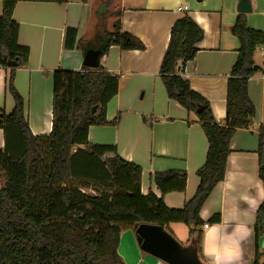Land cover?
<instances>
[{"label": "trees", "instance_id": "16d2710c", "mask_svg": "<svg viewBox=\"0 0 264 264\" xmlns=\"http://www.w3.org/2000/svg\"><path fill=\"white\" fill-rule=\"evenodd\" d=\"M18 1L3 0L0 17V66L8 70L6 84L14 100L10 113L0 109V129L6 142L0 149V179H4L0 187V264H126L118 250L122 231L135 230L140 223L167 228L184 222L191 227L192 237L195 235L192 243L199 249L204 225L200 211L225 178L233 135L238 129L249 128L256 115L248 85L262 70L255 53L264 45V31L250 27L244 13L238 14L230 28L240 41V49L228 79L226 118L219 123L208 101L178 72L179 64L195 58L203 29L188 14L171 28L160 75L168 96L197 113L209 144L205 163L197 170L200 183L196 193L176 209L166 205L164 196L185 190L186 172L172 169L154 173L161 196L152 190L145 195L141 165L122 158L115 146L88 142L90 126L118 122L106 121V105L118 90L116 74L100 66L54 70L52 130L48 135H33L24 98L15 86L16 70L27 65L29 57V48L18 43L19 24L13 18ZM114 27V31L102 33V54L112 45L124 50L145 48L137 37L121 32L120 21ZM77 35L76 28L66 31V49L76 47ZM257 152L264 183V124L258 131ZM263 234L264 201L256 213L253 264L264 258L259 246Z\"/></svg>", "mask_w": 264, "mask_h": 264}, {"label": "crops", "instance_id": "0c3cea01", "mask_svg": "<svg viewBox=\"0 0 264 264\" xmlns=\"http://www.w3.org/2000/svg\"><path fill=\"white\" fill-rule=\"evenodd\" d=\"M240 1L66 0L63 4L18 1L13 18L19 24L18 43L29 48V57L28 64L16 70L15 86L24 98L31 132L43 136L52 130L53 71L59 67L81 71L85 52L101 48L105 39L102 33L114 31V24L120 21L121 32L134 35L145 48L124 50L112 45L102 54L100 67L119 77L117 94L106 105V121L118 122L90 126L88 142L115 146L122 158L141 165L145 195L152 190L161 196L152 178L154 173L172 169L186 172L185 190L164 196L168 207L182 208L199 186L197 170L205 163L209 144L197 113L168 96L160 75L161 63L173 24L188 14L203 29L204 37L197 44L195 58L183 65L182 75L208 101L216 121L224 122L228 79L240 49V41L230 28L241 13ZM250 1L252 11L244 13L248 24L264 31V0ZM3 5L0 0V17ZM69 28L78 30L74 49L65 47ZM255 61L262 70L250 78L248 92L256 115L249 128L238 129L233 135L225 178L200 211L204 224H209L208 228L204 225L200 228L199 255L205 264L254 263V225L257 210L264 201L257 152L258 131L264 124V45L257 48ZM7 78L8 70L0 66V109L10 113L14 100L7 89ZM5 143L4 131L0 129V149L5 148ZM172 224L167 227L169 232ZM188 229L186 244L195 238L191 227ZM124 235L134 249L130 232H123L120 254ZM259 246L264 251V234ZM133 258L135 264H166L154 257L139 262L136 253ZM260 264H264V258Z\"/></svg>", "mask_w": 264, "mask_h": 264}, {"label": "water", "instance_id": "95a60500", "mask_svg": "<svg viewBox=\"0 0 264 264\" xmlns=\"http://www.w3.org/2000/svg\"><path fill=\"white\" fill-rule=\"evenodd\" d=\"M238 11L249 13L252 11L250 0H241ZM102 50L90 48L84 54V66L96 69L100 66ZM97 109L93 107L92 113ZM264 168V165H263ZM135 235L140 249L150 256L166 264H205L199 255L197 244L180 243L166 227L152 223H140L135 228Z\"/></svg>", "mask_w": 264, "mask_h": 264}, {"label": "rangeland", "instance_id": "374dc122", "mask_svg": "<svg viewBox=\"0 0 264 264\" xmlns=\"http://www.w3.org/2000/svg\"><path fill=\"white\" fill-rule=\"evenodd\" d=\"M4 182V179L1 178L0 179V187H2ZM188 228H190L189 225H187L184 222H177V223H173L171 227H169L170 232L172 233V235H174V237L182 244H186L187 241L189 240V237L186 235V232L189 230ZM127 229V230H126ZM123 230V232L129 231L130 235H131V240H132V244L134 246V251L136 253V256L138 258V261L140 262L142 259L145 258H149V259H153L151 258L152 256H150L149 254L143 252L136 240V235H135V230H133V228H126ZM121 255V254H120ZM122 256V255H121ZM122 258L124 259L125 263H127L126 259L122 256Z\"/></svg>", "mask_w": 264, "mask_h": 264}, {"label": "bare ground", "instance_id": "6f19581e", "mask_svg": "<svg viewBox=\"0 0 264 264\" xmlns=\"http://www.w3.org/2000/svg\"><path fill=\"white\" fill-rule=\"evenodd\" d=\"M127 237H128L127 235L123 236L120 252L123 255V257H125V259L129 262V264H135L133 262V260H134L133 257L135 256V251L132 248Z\"/></svg>", "mask_w": 264, "mask_h": 264}, {"label": "built area", "instance_id": "2783aa9c", "mask_svg": "<svg viewBox=\"0 0 264 264\" xmlns=\"http://www.w3.org/2000/svg\"><path fill=\"white\" fill-rule=\"evenodd\" d=\"M180 9L187 10V7H184V8H181L180 7ZM178 72L181 73V74L183 73V65L182 64H179V66H178ZM183 75H184V73H183ZM184 77L187 78L186 76H184ZM204 227L205 228H208L209 227V224L208 223H205L204 224Z\"/></svg>", "mask_w": 264, "mask_h": 264}]
</instances>
